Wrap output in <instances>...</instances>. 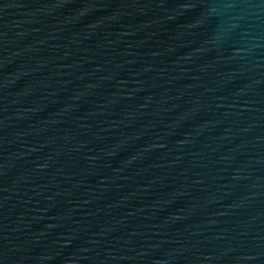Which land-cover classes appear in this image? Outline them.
<instances>
[{
    "label": "water",
    "instance_id": "95a60500",
    "mask_svg": "<svg viewBox=\"0 0 264 264\" xmlns=\"http://www.w3.org/2000/svg\"><path fill=\"white\" fill-rule=\"evenodd\" d=\"M0 264H264V0H4Z\"/></svg>",
    "mask_w": 264,
    "mask_h": 264
}]
</instances>
